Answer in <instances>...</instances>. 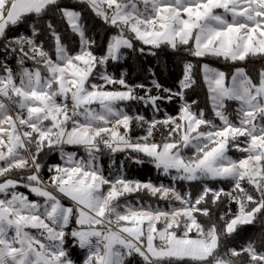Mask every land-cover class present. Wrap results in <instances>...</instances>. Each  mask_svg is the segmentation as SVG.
<instances>
[{
    "label": "snow or ice",
    "instance_id": "snow-or-ice-1",
    "mask_svg": "<svg viewBox=\"0 0 264 264\" xmlns=\"http://www.w3.org/2000/svg\"><path fill=\"white\" fill-rule=\"evenodd\" d=\"M73 249L264 264V0H0V264Z\"/></svg>",
    "mask_w": 264,
    "mask_h": 264
},
{
    "label": "trees",
    "instance_id": "trees-1",
    "mask_svg": "<svg viewBox=\"0 0 264 264\" xmlns=\"http://www.w3.org/2000/svg\"><path fill=\"white\" fill-rule=\"evenodd\" d=\"M145 66H148L149 64V60L146 59L144 61ZM128 72L130 73V75L132 76V79L135 80L138 78V74L136 73V65L134 62H127L126 65ZM218 67H223V65H217ZM158 71L161 74L160 76V81L161 83H163L165 86H173L174 85V81L176 76L179 75V68L175 67V61H171L169 62L168 66L166 68H160L159 66H157ZM197 98L201 104H204V100H205V94L203 92H200ZM168 110L170 113H175L178 109V105H174V104H169L167 105ZM235 155V153H234ZM58 159L55 156H52L49 159V163H58ZM105 168L108 167V165L110 164V161L105 158V160L103 161ZM128 175L131 178L134 179H139L142 181H147L149 179H151L152 181H156L158 179V174L156 173V171L154 170V168L151 165H144L143 167H137V166H130L128 169ZM233 208H235V205H233ZM250 227V226H249ZM258 231H251L248 232L247 235L249 237H253L258 235ZM243 241H241L242 243ZM73 258L75 260H77L78 264L80 262V260L82 259V253L78 250V249H73ZM135 264H140L139 259H137V261H135Z\"/></svg>",
    "mask_w": 264,
    "mask_h": 264
},
{
    "label": "rangeland",
    "instance_id": "rangeland-1",
    "mask_svg": "<svg viewBox=\"0 0 264 264\" xmlns=\"http://www.w3.org/2000/svg\"><path fill=\"white\" fill-rule=\"evenodd\" d=\"M235 155H237L236 153H235ZM57 159H58V157L57 156H55ZM21 191H24V192H26L27 190H25V189H20ZM30 198H32V199H34V197H31L30 196Z\"/></svg>",
    "mask_w": 264,
    "mask_h": 264
}]
</instances>
